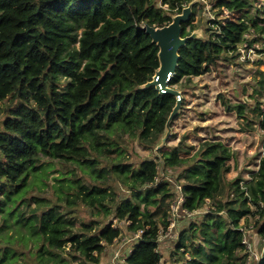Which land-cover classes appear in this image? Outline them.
<instances>
[{"label": "trees", "instance_id": "1", "mask_svg": "<svg viewBox=\"0 0 264 264\" xmlns=\"http://www.w3.org/2000/svg\"><path fill=\"white\" fill-rule=\"evenodd\" d=\"M192 1L0 0V264H20L22 249L35 264H101L121 228L78 222L63 211V204L74 210L79 203L95 215L124 220L129 232L142 231L128 264H158L159 232L169 226L178 197L161 167L180 169L183 209L193 213L210 206L181 231L173 264H247L242 219L258 218L264 239V154L250 179L231 181L227 174L236 153L218 139L205 140L194 153L183 143L166 144L137 165L123 161L124 137L146 150L158 147L177 103V97L145 87L160 66L159 47L145 27L169 25ZM212 1L221 14L227 9L240 15L236 22L210 20L205 38L180 49L172 88L230 61L251 28L264 45L258 0ZM194 21L195 12L182 26L183 37L199 28ZM261 75L254 93L264 98ZM262 106L264 100L257 102L264 132ZM231 108L245 115V103ZM105 159L112 160L110 169L101 167ZM55 162L75 165L100 184L87 186L76 173L55 171L56 203L29 196L34 188H48ZM110 174L128 197L119 199L105 185ZM258 264H264V254Z\"/></svg>", "mask_w": 264, "mask_h": 264}, {"label": "rangeland", "instance_id": "2", "mask_svg": "<svg viewBox=\"0 0 264 264\" xmlns=\"http://www.w3.org/2000/svg\"><path fill=\"white\" fill-rule=\"evenodd\" d=\"M191 3L196 6L194 8L193 5V12H195L196 25L199 26L195 30L199 38L206 37V27L209 25L210 20L226 17L236 22L240 15L227 9H223L224 12L221 14L220 9L215 7L212 0H193ZM257 4L258 8H264V0H258ZM254 12V9L250 10L251 14ZM257 37L255 29L251 28L249 34L245 35L247 40L238 46L236 53H230L233 55L230 61H221L211 72L201 77L191 78V80H183L181 84L173 87L181 92L182 101L185 100L178 118L172 125L171 135L166 144L168 147H174L179 143H183L188 145L186 147H194L192 151L194 153L201 143L209 138L223 141L236 153V158L230 162L232 169L227 174V180L229 181L237 177L244 180L250 179L252 172L258 170L260 157L264 154V132L257 124L259 110H256L257 102L263 101L264 98L254 93L255 90L260 88L261 73H264V45L262 41H255ZM241 103L246 105L245 115L242 114V116L235 108H231L235 104ZM262 109H264V106H262ZM3 117L4 114H0V121ZM122 145L126 150L123 161L135 165L140 163L142 159H150L159 155L157 149L146 150L139 145L137 140L128 139V137H124ZM111 164V159H105L102 161L101 167L110 169ZM55 171L76 173L87 186L100 184L89 173L82 171L75 165L55 162L53 171L49 173L48 188L43 190H35L34 188L29 196L49 198L56 203L55 192L57 190H54L51 186L58 184L54 181V176L59 175V172L56 173ZM179 173L180 169L164 170V167L160 169V174L166 175L170 179V187L177 194H179V185L176 178ZM33 177H30L31 181H33ZM105 185H110L118 193L119 199L123 200L130 195L127 188L120 184L113 174L109 175ZM79 204L74 210H70L63 204V211L70 213L69 216L74 217L78 222L101 221L102 225L113 222V226L121 228L120 237L107 248L101 258V264H117L119 259L115 256L116 250L120 248L121 255L125 254L134 238H136L135 233L127 230L128 223L124 220L119 221L113 215L108 217L103 214L95 215L87 206ZM173 206H175V202L172 203L171 208ZM209 210L210 206L208 204L202 211H196L190 213V215L181 210L179 211L178 216L174 218L175 230L170 233H163L159 241L158 249L164 264L175 263L177 258L175 249L181 231L188 227L191 222L202 219V216ZM257 219L250 217L241 221V225L244 227V239L247 243V250L244 252L248 254L247 264H258L264 254V239L258 234ZM1 223L0 219V225ZM22 251H24V256H22L20 264H35V259L31 257L28 250L22 249ZM70 264H78V262H71Z\"/></svg>", "mask_w": 264, "mask_h": 264}, {"label": "water", "instance_id": "3", "mask_svg": "<svg viewBox=\"0 0 264 264\" xmlns=\"http://www.w3.org/2000/svg\"><path fill=\"white\" fill-rule=\"evenodd\" d=\"M193 5L194 3H190L188 7L183 9L182 13L175 15L169 25L164 27L147 25L145 27V32L152 38V42L159 47L158 57L160 62L159 69L156 71L152 81L147 83L145 87L154 86L160 93H163L161 86H166L168 74L170 72H176L180 59V49L184 47L188 41L199 38L195 31L190 36H182V26L191 19ZM167 93L177 97L179 91L171 87L168 88ZM181 107L182 99L178 98L177 103L166 123V133L162 138L161 143L156 148L157 150L166 146L172 131L171 124L180 113Z\"/></svg>", "mask_w": 264, "mask_h": 264}, {"label": "built area", "instance_id": "4", "mask_svg": "<svg viewBox=\"0 0 264 264\" xmlns=\"http://www.w3.org/2000/svg\"><path fill=\"white\" fill-rule=\"evenodd\" d=\"M164 8H165V9H168L167 6H164ZM193 23L196 24V21H194ZM174 75H175V73H172V72H170V73L168 74V76H167V79H168V80H167V82H166V86H165V87H162V86H161V90H162L163 93H167L168 88H171L169 83H170L171 79L174 77ZM178 98L181 99V92H180V91H179V94H178V96H177V99H178ZM178 193H179V194H178V197H177L178 200H177V198H176L177 201H176V200L174 201V202H175V206H173V207L171 208L170 216H169V218H168L169 226L167 227L166 230H164V229H161V230H160V232H159V236H160V237H159V239H158V242L160 241V238H161V236L163 235V233H170V232H172L173 230H175V228H176V223L174 222V218L178 216L180 210L183 211L185 214L190 215V213H189L187 210L183 209V207H182V205H183L185 199H184V196H183V194H182V191H181V187H180V186H179V191H178ZM176 202H177V204H176ZM114 227H116V226H114ZM141 234H142V231H139V232L135 233L136 238H134V241H133V243H131V246L129 245L130 248L127 250V252H126L125 254H122V255H121V250H120V248L116 250V252H115V256H116V258L119 259V261L117 260V262H118L117 264H128V262H127V258L131 256V254H132V252H133V249H134V245L139 241V238H140ZM244 243L247 244L246 241H245V239H244ZM158 264H164V263H163V261L161 260Z\"/></svg>", "mask_w": 264, "mask_h": 264}, {"label": "crops", "instance_id": "5", "mask_svg": "<svg viewBox=\"0 0 264 264\" xmlns=\"http://www.w3.org/2000/svg\"><path fill=\"white\" fill-rule=\"evenodd\" d=\"M177 90V89H176Z\"/></svg>", "mask_w": 264, "mask_h": 264}]
</instances>
